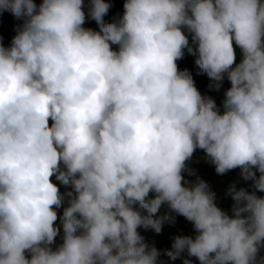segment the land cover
<instances>
[{
  "label": "clouds",
  "instance_id": "1",
  "mask_svg": "<svg viewBox=\"0 0 264 264\" xmlns=\"http://www.w3.org/2000/svg\"><path fill=\"white\" fill-rule=\"evenodd\" d=\"M84 7L0 0L23 21L0 42V264H158L137 229L159 234L172 213L197 234L171 260L264 264V197L231 185L230 216L183 175L200 149L264 192V0H125L113 22L105 0ZM185 49L210 88L230 82L222 113L179 70Z\"/></svg>",
  "mask_w": 264,
  "mask_h": 264
},
{
  "label": "trees",
  "instance_id": "2",
  "mask_svg": "<svg viewBox=\"0 0 264 264\" xmlns=\"http://www.w3.org/2000/svg\"><path fill=\"white\" fill-rule=\"evenodd\" d=\"M105 2H108L111 4V7L109 9L108 14L104 17L105 22H113L116 19H119L122 17L124 8L123 4L125 0H105ZM34 3H36L38 6L40 3H42V0H34ZM84 11L86 13L88 12V0H85V7ZM22 20H17L10 12H3L0 14V42L3 43L5 47H9L11 45L12 38L16 35V31L14 30L17 25L22 24ZM86 29H92L94 31H99L98 25L94 20L86 19L85 24L83 25ZM188 35L189 42L191 44V35L188 33H185ZM113 50L117 49L116 45L112 46ZM195 58L193 55H190L187 53V50L185 49V55L183 59L177 61L179 70L183 71L187 69L195 82L196 88L200 91V93L203 96H210L212 99L215 100L217 107L220 109L221 113L223 112V100H224V93L225 91L230 88V82L225 77L221 88L217 91L212 88H210V84L212 83L210 79L207 77L206 74H198L199 69L195 65ZM241 57L239 54V51L237 50V63L240 61ZM51 124V121H50ZM196 151L194 152L193 156L195 155ZM201 162H198L196 166H188V168L193 169L194 171H198L201 176L203 177L204 181H211V184L209 185L212 187V191L215 193L217 188V180L222 181L223 185V192L221 195L216 196V200L219 203V208L226 212L228 215H232V206L234 204V201L232 200L231 196L228 194V189L231 185L235 184L236 190H239L241 188L245 189L249 193L256 192L257 196L264 197V192L256 191L253 187V181L251 180H244L242 179L241 175H237L235 169L230 170L227 173L220 175L217 174L215 171V166L212 165L210 162H208L205 159ZM184 179L187 180L188 174L187 172L183 173ZM257 177L260 175L259 172L256 173ZM53 183H56L58 187L60 188L61 193H65L66 191L71 190L70 188H65V186L60 185L59 181L55 180V177L52 178ZM67 200V198H66ZM67 206V202L65 201V204L61 207L63 210V207ZM165 206H163L164 208ZM169 210L165 207V213ZM172 215L175 216V223H171L168 230H163L161 233L157 234L155 233V242L153 244L154 247H156L160 252L161 255L158 257V259L165 258L168 261H174L171 260L167 255L163 254L164 250H172V243L176 236H191L195 238L196 232L194 230V226L192 222L188 221L183 216L177 215L175 213H172ZM168 223V222H167ZM62 228L60 234L56 237V242L54 245H52L53 249L55 250L56 247H58L62 243ZM187 255V252L185 251L182 253L180 258H177L176 261H182L183 258ZM188 256V255H187ZM260 256L264 257V249H261ZM193 264H199V261L195 257H190ZM259 259V257H258Z\"/></svg>",
  "mask_w": 264,
  "mask_h": 264
},
{
  "label": "rangeland",
  "instance_id": "3",
  "mask_svg": "<svg viewBox=\"0 0 264 264\" xmlns=\"http://www.w3.org/2000/svg\"><path fill=\"white\" fill-rule=\"evenodd\" d=\"M204 156H205V153L203 152V150L197 149L196 150V153L192 157V159L187 162V166H196L198 162H201L204 159L203 158ZM235 171H236V174L237 175H241L240 174L241 173V170L239 168L235 169ZM195 173H196V175H194V176H190L189 175L188 178H187V181H189V182H195L197 180V177L199 179H202L203 180V177H200L201 174L198 171L195 170ZM206 182H207L208 185L211 184V181L210 180L209 181H206ZM216 182H217V188H216L215 196H218V195H221L222 192H223V185H222V181L221 180H217ZM209 188L212 191V187L209 186ZM215 203H216L217 206H219V203L217 202L216 199H215ZM163 206H165L166 209L168 210L167 205H163ZM163 206L161 207V209H160V211H159V213L157 215H164L165 214V207L163 208ZM57 213H58V216L62 215V213H63L62 208L57 209ZM170 224L171 223H169V222L167 223V221H166L163 224L162 229L163 230H168ZM56 225L57 226L60 225L59 219L56 221ZM137 231L144 238L145 242L150 247L153 246V244L155 242V235L154 234L156 233L154 230H151V229H147L146 230V229L140 227V228L137 229ZM184 259L191 260V258L189 256H187V255H185V257L183 258L182 261H176V260H174L173 262L172 261L170 262V261H168L167 259H165L163 257L161 259H158V264H183ZM191 262H192V260H191ZM192 264H193V262H192Z\"/></svg>",
  "mask_w": 264,
  "mask_h": 264
}]
</instances>
